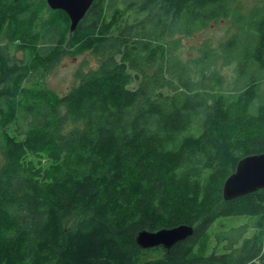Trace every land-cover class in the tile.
Here are the masks:
<instances>
[{
  "label": "trees",
  "instance_id": "16d2710c",
  "mask_svg": "<svg viewBox=\"0 0 264 264\" xmlns=\"http://www.w3.org/2000/svg\"><path fill=\"white\" fill-rule=\"evenodd\" d=\"M220 22L225 41L183 57ZM70 26L47 0H0V264H264V189L223 197L264 154V0H95ZM67 55L95 65L59 94ZM230 218L248 222L217 229ZM183 224L141 259L139 232Z\"/></svg>",
  "mask_w": 264,
  "mask_h": 264
},
{
  "label": "water",
  "instance_id": "95a60500",
  "mask_svg": "<svg viewBox=\"0 0 264 264\" xmlns=\"http://www.w3.org/2000/svg\"><path fill=\"white\" fill-rule=\"evenodd\" d=\"M95 0H47L52 10H62L69 16L71 32H74L84 19ZM264 189V154L243 158L235 172L226 180L223 197L226 201L236 200ZM194 227L180 225L171 229L151 232L143 230L136 237L141 249L162 247L170 250L174 245L194 234Z\"/></svg>",
  "mask_w": 264,
  "mask_h": 264
},
{
  "label": "rangeland",
  "instance_id": "374dc122",
  "mask_svg": "<svg viewBox=\"0 0 264 264\" xmlns=\"http://www.w3.org/2000/svg\"><path fill=\"white\" fill-rule=\"evenodd\" d=\"M243 5L246 10L251 9L254 5H256L257 0H242ZM229 23L220 22V23H210V25L203 29L198 35L193 38H188L183 40L182 54L184 58L188 56H192L196 53V50L205 42L212 41L214 45H218L220 42L225 41L229 36L228 32ZM85 59L90 61V66L95 65V61L91 56H79L73 57L70 55L64 56L63 59L58 63V65L52 70V72L47 76L46 82L49 88L58 92L59 94H64L68 92L73 83H74V75L76 71L81 67L84 63ZM86 66L84 69L88 70ZM224 74L229 77L230 85L228 88L235 85L233 79V72L229 68L224 70ZM12 131L15 130L14 127L11 128ZM5 155L0 153V168L5 163ZM248 222L247 218H230L223 219L217 226V229H221V224H224L226 228L230 227H238L244 225ZM248 235H252V231L249 232ZM164 256L163 250L159 248L148 249L141 256L142 260L148 261H158L162 260Z\"/></svg>",
  "mask_w": 264,
  "mask_h": 264
}]
</instances>
